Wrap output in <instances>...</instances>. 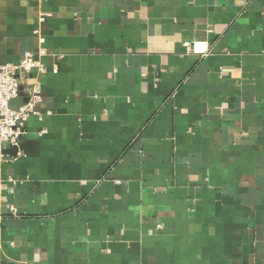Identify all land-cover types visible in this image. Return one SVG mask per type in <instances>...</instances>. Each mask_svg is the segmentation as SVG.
<instances>
[{
  "label": "crops",
  "instance_id": "crops-1",
  "mask_svg": "<svg viewBox=\"0 0 264 264\" xmlns=\"http://www.w3.org/2000/svg\"><path fill=\"white\" fill-rule=\"evenodd\" d=\"M41 47L0 264H264V0H0Z\"/></svg>",
  "mask_w": 264,
  "mask_h": 264
},
{
  "label": "built area",
  "instance_id": "built-area-1",
  "mask_svg": "<svg viewBox=\"0 0 264 264\" xmlns=\"http://www.w3.org/2000/svg\"><path fill=\"white\" fill-rule=\"evenodd\" d=\"M47 50L43 47L38 52L25 50L18 62H0V160L8 161L15 157L5 154L4 148L9 145L18 146L28 138L27 122L31 115L42 118L39 105L42 96L38 90L39 81L26 84L27 76L35 70L39 73L47 71L43 57ZM21 94L27 101L14 109L10 106L13 99ZM29 139V138H28ZM2 186L0 185V190Z\"/></svg>",
  "mask_w": 264,
  "mask_h": 264
},
{
  "label": "water",
  "instance_id": "water-1",
  "mask_svg": "<svg viewBox=\"0 0 264 264\" xmlns=\"http://www.w3.org/2000/svg\"><path fill=\"white\" fill-rule=\"evenodd\" d=\"M26 101H27V97L21 94L18 98L13 99L10 102V106L14 109H17L21 105V103L26 102ZM28 142H29V139L25 138L22 142H20L18 146L9 145L7 148L3 149V152L10 156L16 157L20 151L28 150Z\"/></svg>",
  "mask_w": 264,
  "mask_h": 264
}]
</instances>
